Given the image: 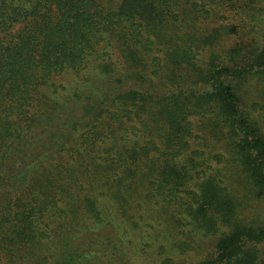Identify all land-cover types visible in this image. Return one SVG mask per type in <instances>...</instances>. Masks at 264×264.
<instances>
[{
    "label": "trees",
    "instance_id": "1",
    "mask_svg": "<svg viewBox=\"0 0 264 264\" xmlns=\"http://www.w3.org/2000/svg\"><path fill=\"white\" fill-rule=\"evenodd\" d=\"M256 75L264 0H0V264H264Z\"/></svg>",
    "mask_w": 264,
    "mask_h": 264
},
{
    "label": "rangeland",
    "instance_id": "2",
    "mask_svg": "<svg viewBox=\"0 0 264 264\" xmlns=\"http://www.w3.org/2000/svg\"><path fill=\"white\" fill-rule=\"evenodd\" d=\"M202 28L207 31L212 30L215 26H218L209 18L203 17L200 22ZM249 93V109L250 114L257 120L258 126L264 132V81L256 75L250 79V84L247 86ZM256 102V103H255ZM255 103V104H254ZM252 105V106H251ZM191 119H196L193 116ZM213 126L211 124H205V126L196 123V133L198 134V145L195 147L204 150L201 154L205 157L204 165L202 169L215 175L216 178L223 181L224 185L231 187L234 190L239 201L242 203L241 207L245 215L258 216V212H262L264 209V196L257 195L251 191L250 185L247 183V174L241 168H237L233 160H231L232 151L230 145L227 143L226 138H222V134H216L213 132ZM215 154H219L221 159L219 161L215 158ZM208 191H211L207 187ZM262 218V217H259Z\"/></svg>",
    "mask_w": 264,
    "mask_h": 264
}]
</instances>
